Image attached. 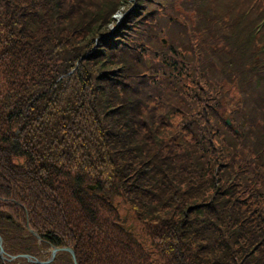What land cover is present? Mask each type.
Here are the masks:
<instances>
[{"label":"trees","instance_id":"obj_1","mask_svg":"<svg viewBox=\"0 0 264 264\" xmlns=\"http://www.w3.org/2000/svg\"><path fill=\"white\" fill-rule=\"evenodd\" d=\"M0 243L264 264V0H0Z\"/></svg>","mask_w":264,"mask_h":264},{"label":"rangeland","instance_id":"obj_2","mask_svg":"<svg viewBox=\"0 0 264 264\" xmlns=\"http://www.w3.org/2000/svg\"><path fill=\"white\" fill-rule=\"evenodd\" d=\"M120 18H121V15L116 14L115 19H117L119 21ZM117 201L118 202L116 203V206L119 207L120 217L126 221L125 226L128 229H131L132 231H134L135 233H137L139 235V231H142L140 225H138L135 222V220H134L132 214L129 212L127 206L125 204H123L122 202H120L119 200H117ZM45 264H47V263H45Z\"/></svg>","mask_w":264,"mask_h":264},{"label":"water","instance_id":"obj_3","mask_svg":"<svg viewBox=\"0 0 264 264\" xmlns=\"http://www.w3.org/2000/svg\"><path fill=\"white\" fill-rule=\"evenodd\" d=\"M226 123H227L228 125H230V121H229V120H226ZM89 188L92 189L93 187H92V186H89ZM59 251H65V252L70 253V255L72 256L73 264H77L76 259H75V256H74V252H73V250L70 249V248H68V247H63V248H53L52 251H51V253H50V258H49L47 261H43V262H41V261H38V260H37V261H35V262H37V263H44V264H45V263H49V262H51V261L53 260V258L55 257L56 253L59 252ZM2 254H3V248H2L1 243H0V256H1V257L3 256ZM22 257L28 259L29 261H34V260H32L29 256L23 255ZM14 258H15V257H13L12 259H14Z\"/></svg>","mask_w":264,"mask_h":264}]
</instances>
